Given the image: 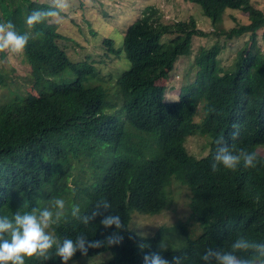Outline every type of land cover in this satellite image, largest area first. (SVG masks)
I'll return each mask as SVG.
<instances>
[{
    "label": "trees",
    "instance_id": "1",
    "mask_svg": "<svg viewBox=\"0 0 264 264\" xmlns=\"http://www.w3.org/2000/svg\"><path fill=\"white\" fill-rule=\"evenodd\" d=\"M188 1L221 27L213 28L217 39L211 46L200 45L194 78L181 87L176 100L165 99L166 86L158 81L169 76L180 56L191 52L196 36L210 35L194 16L170 22L156 6H145L125 33L124 51L131 65L117 77L113 97L97 79L94 61H73L60 45L66 36L59 24L46 20L31 30L24 50L32 76L29 91H7L10 75L0 66V89L6 90L0 97V217L51 207L62 198L66 217L53 225L54 235L61 241L79 234L103 239L117 231L115 226L105 229L101 217L85 226L72 217L71 208L78 205L84 215L107 199L109 212L124 223L119 230L123 241L89 249L87 255L110 251L112 259L97 264H143V255L155 251L159 234L132 230L131 211L161 212L176 179L190 187L189 206L203 231L162 252L166 259L186 254L185 264H202L208 248L228 250L238 237L264 243V44H256L264 29V10L253 0ZM50 4L0 0V23L11 21L23 34L28 31L26 16ZM228 9L247 13L249 22L227 28ZM238 37L245 39L233 64L217 74L220 53ZM102 44L118 56L113 38L105 37ZM67 73L74 76L69 82ZM16 84L8 88L17 91ZM198 99L204 102L200 123L194 120ZM197 127L210 138L209 153L201 158L185 146ZM217 141L233 150L257 152L256 167L219 166L213 172ZM140 243L148 247L141 250ZM50 255L47 261L25 258V264L62 263L55 248ZM80 256L77 251L72 259Z\"/></svg>",
    "mask_w": 264,
    "mask_h": 264
},
{
    "label": "rangeland",
    "instance_id": "2",
    "mask_svg": "<svg viewBox=\"0 0 264 264\" xmlns=\"http://www.w3.org/2000/svg\"><path fill=\"white\" fill-rule=\"evenodd\" d=\"M39 1L51 3V0ZM253 1L264 10V0ZM69 5L68 11L62 14L60 22H56L59 24V31L66 36V40H61L59 43L73 61L84 59L94 61L93 63L97 67V79L103 80L102 83L108 88L111 97L117 91V77L128 70L131 65L124 51L125 33L128 26L143 12L145 6H156L163 19L170 22L194 16L199 27L210 34L207 37L196 36L191 52L180 56L169 76L158 81L159 84L166 86V100L179 98L181 87L194 78L196 69L193 60L200 50V45L211 46L217 39L215 34L212 33L213 28L218 29L221 27L220 24L217 26L212 25L211 20L204 14L202 8L188 0H69ZM225 16L224 26L227 28L235 26L239 22H249L248 14L239 10L228 9ZM263 33L264 29L259 30L256 41L258 46L264 44ZM105 37H111L115 40L117 57L110 54L106 46L102 44ZM244 39L245 37L235 38L220 53V61L215 71L217 74L223 73L233 64L236 52L242 46ZM246 39H248V36H246ZM0 66L4 67L7 74L10 75L7 91L25 95L29 91L32 82L30 65L25 53L0 52ZM66 76L68 82L74 78L69 73ZM15 81L18 84L14 85L13 88L16 89L18 85L17 91L8 88L10 83ZM3 93H6V90L0 89V97ZM123 113L124 110L122 115ZM203 115L204 102L198 99L194 116L195 122L200 123ZM209 141L210 138L202 133L200 127H197L187 135L185 146L189 152L201 158L209 153ZM262 151L264 152V147ZM78 174L79 167L75 173L77 179H79ZM71 184L74 185V182ZM168 190V203L161 212L152 213L138 209L131 211L129 227L132 230L144 236L159 234L155 251L159 250L161 241L168 245V249H174L182 246L188 237H194L203 231L189 206L192 197L190 187L173 179ZM181 223L185 225L186 232L180 226ZM50 231L53 232L52 229ZM112 257L110 251H105L93 255H82L70 260L68 264H97L108 262Z\"/></svg>",
    "mask_w": 264,
    "mask_h": 264
},
{
    "label": "clouds",
    "instance_id": "3",
    "mask_svg": "<svg viewBox=\"0 0 264 264\" xmlns=\"http://www.w3.org/2000/svg\"><path fill=\"white\" fill-rule=\"evenodd\" d=\"M69 0H51L47 9H34L25 18L28 31L21 34L11 22L0 23V52L9 51L13 54H22L31 37V30L37 25L47 21L60 22L62 14L69 9ZM238 133H233L235 137ZM218 148L211 164L213 172L223 166L229 170H236L241 164L245 168H254L257 165L258 153L246 149L233 150L227 145L217 141ZM111 203L107 199L97 201L92 210L84 215L80 214L78 205H73L71 215L83 225L87 226L101 217L100 224L105 229L113 226L117 231L112 232L103 239L89 240L84 234L75 239L57 238L50 229L58 225L66 217V202L56 198L51 207H45L31 212H16L14 216L0 217V264H25V258L36 257L47 261L52 258L51 250L55 248V256L61 259L62 264H68L79 251L87 255L89 249L111 247L123 241L120 231L124 229L121 216L112 214ZM107 213V214H106ZM138 247L143 250L148 247L140 243ZM168 245L161 241L159 250L143 255V264H185L188 260L186 254L173 255L171 260L166 259L162 252L168 250ZM241 253L245 255H241ZM202 264H264V243L249 240L244 237L236 238L230 249L208 248L201 257Z\"/></svg>",
    "mask_w": 264,
    "mask_h": 264
}]
</instances>
